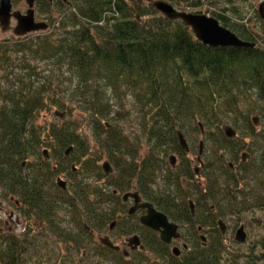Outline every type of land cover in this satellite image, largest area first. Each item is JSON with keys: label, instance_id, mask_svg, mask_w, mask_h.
<instances>
[{"label": "trees", "instance_id": "16d2710c", "mask_svg": "<svg viewBox=\"0 0 264 264\" xmlns=\"http://www.w3.org/2000/svg\"><path fill=\"white\" fill-rule=\"evenodd\" d=\"M54 1L59 8L68 6L58 17L49 12L51 2L38 0L43 11L50 14L52 29L0 39V182L12 181L11 192L26 203L31 216L45 214L53 209L52 203L60 210L63 201L59 196L52 202L35 181L54 178L55 172L69 169L75 181L71 207L78 228L70 242L75 247L95 243L93 250L98 256L110 261L109 256L117 257L113 264H139L94 241L92 231L99 228L94 207L101 193L87 180V174L95 172L111 184L130 179L140 168L131 158L134 133L153 139L155 147H172L179 130H197L200 124L223 133L220 125L227 116L235 122L243 117L248 131L254 132V118L249 120L248 115L258 109L264 118V24L253 29L249 23L233 22L214 10L211 16L255 46L211 47L198 40L182 20L164 16L153 5L156 0ZM164 1L180 10L197 8L202 2ZM128 96L135 100L139 113L134 133H127L116 122L119 116H126L122 104ZM52 110L62 115L88 112L96 151L91 153L88 137L72 127H78L75 121L53 122L47 127L37 122L41 112ZM165 139L167 143L162 142ZM261 139L264 141V136ZM45 144L52 149L49 159L40 150ZM104 149L108 157H117L118 178L106 176L100 169L97 161ZM31 155H38L43 165L24 176L20 168L24 161L30 163ZM261 159L263 168L264 153ZM143 167L145 170L146 165ZM110 195L117 196L114 192ZM227 198L229 208L248 205L247 200ZM167 203L187 215L186 202L176 203L169 197ZM84 211L90 212L88 224ZM108 218L106 214L105 220ZM19 241H11L4 257L0 256V264H26L22 258L30 251L29 244ZM150 247L163 258L170 257L169 264H222L221 252L214 249L193 247L178 257L156 237Z\"/></svg>", "mask_w": 264, "mask_h": 264}, {"label": "flooded vegetation", "instance_id": "af4514ba", "mask_svg": "<svg viewBox=\"0 0 264 264\" xmlns=\"http://www.w3.org/2000/svg\"><path fill=\"white\" fill-rule=\"evenodd\" d=\"M12 21H16V19H12ZM257 123L258 120L255 121V125ZM226 127L234 129L235 134L229 136ZM200 128H203L202 124H200ZM180 131L187 142V149L181 143ZM190 131L179 130L174 140L175 144L172 147H155L153 146V139H150L148 155L140 161L138 159L135 161L136 168L139 164L140 168L130 179L116 180L115 183L111 184V181L106 178V186L105 184L98 186L95 183L101 196L99 203L94 207L95 212L99 215V220H97L99 228L93 229L92 232L94 234L96 231L102 230L103 233L94 241L102 244L104 248L120 252L128 258L142 252L144 247H150L156 237L165 245L166 249L171 250L174 255V251H178L177 256H180L184 251L196 247L186 240V233H190L188 232L190 229L191 235L195 234V237L197 235L196 239L200 243L197 249H220L222 247L225 236L231 229L222 214L226 212L238 213L241 210L227 207L229 202L227 195L232 196L234 199L249 201V192L245 190L247 186L241 184L249 176L253 179L256 177L260 179L259 176L264 172V167L262 168L261 165V155L264 153V141L261 138L264 134L248 131L252 139L250 142H245L247 137L242 133H238L232 125L227 124L223 133L207 131L210 138L214 140V148L208 152L205 140L200 138L197 147V132L196 130ZM198 133L202 136L205 131L201 129V132ZM241 137L243 140H241ZM162 142L167 143L168 141L165 139ZM34 156L39 157L38 155ZM48 157H51L50 151ZM48 157H45V159H49ZM116 158L109 156L105 159L110 161L111 164L113 162L116 166L114 168L112 164V171L109 175L120 172L118 164H116L118 163ZM37 160L35 162L29 160L30 163L24 161L20 168L21 174L29 176L32 168L41 169L43 165L41 159ZM143 164L146 165L145 170ZM54 167L56 168V166ZM71 172L69 169L66 173L57 174L55 172L54 178L35 181L40 192H44L46 196H49L52 202L59 199L60 196L61 202L66 201L67 203L62 202L60 210H56L54 203H52V210L46 211L45 214L40 212L34 216H31L32 211L25 205L26 203L11 192L9 184L12 181L0 182V189H2L3 194L8 195L11 203L9 206H13L8 208L10 219L7 220L6 224L10 220L13 221L16 214V222L19 226L17 235L15 234L17 229H12L10 226L7 230L5 229L6 231L0 232V256L3 255L4 257V253L8 251L12 240L19 241V239H23L26 245L29 244L30 251H34V249H31L32 245L36 244L38 240L48 237L52 232H58L66 238V241L73 240L70 221L75 224L71 207V200L75 198V181L66 177L71 176ZM60 179L64 181V185H60ZM127 185L130 187L126 190L120 188ZM241 186L244 188H241ZM111 191L117 196L110 195L108 197V193H112ZM88 192H86V196L91 202ZM91 197L95 199L94 195ZM169 197L176 203L186 202L187 215L184 211L169 206L167 203ZM155 211L164 214L170 223L177 224L178 231H180L179 237L172 238L171 241H165L162 239L161 232L164 227H160L158 230L144 223L143 218H146L150 212L154 213ZM62 214L66 217L65 219ZM106 214L109 216L108 221L105 220ZM88 217H90V212L84 211L86 224H88ZM241 227H244L245 241H247V225L244 223L235 226L231 231L234 241L238 243L245 242L237 239L238 230ZM211 231L215 234L208 236L207 233ZM12 234L15 236L11 237ZM116 234L117 238L124 235L121 243L116 242ZM112 245L118 246L119 249L114 248ZM180 245H182V248H180ZM33 256L31 254V258ZM24 258L22 260L26 264L36 263V259H27L25 254Z\"/></svg>", "mask_w": 264, "mask_h": 264}, {"label": "rangeland", "instance_id": "374dc122", "mask_svg": "<svg viewBox=\"0 0 264 264\" xmlns=\"http://www.w3.org/2000/svg\"><path fill=\"white\" fill-rule=\"evenodd\" d=\"M70 3L74 2L75 0H69ZM143 3H147L148 0H138ZM13 7L15 10H22L26 12L28 9V4L26 0H12ZM264 3V0H202L201 5L197 8H188L185 11L194 12V13H203L212 15V11L216 10L218 12H221L224 16L228 17L233 22L237 23H249L250 26L253 29H261L262 25L264 24L263 18L261 17L259 13V7L260 5ZM59 4L57 1H54L51 4V7L49 8V12L53 13V16H59L60 12L61 14L65 13V10L68 9V6H65L63 8H59ZM36 18L39 21H47L49 23V29H52L53 25L51 24V18L50 14L47 12H44L42 7L39 6L38 2L36 3ZM244 20V21H243ZM12 25H16V21H12ZM14 32L12 29L4 30L0 26V39L10 38L13 37ZM115 100V99H114ZM114 100H112L114 102ZM116 105L119 107V104L116 103ZM126 110V116L124 114L122 116H119V119L116 120L117 125L124 129L127 133L135 131V129L138 127V117L139 113L137 104L135 100H133L132 97L128 96L124 100L122 104ZM258 106V104H255ZM76 117H79L76 119ZM82 117V118H81ZM249 120H252L253 118H257L258 123L254 125L256 132H261L262 128H264V118L261 115L260 111L258 109L253 110L248 115ZM146 121L148 117L145 118ZM64 121L70 122V124H74L73 122L77 123L78 127L72 126L74 129L78 130V132L86 138L88 137L90 141V152H95L96 149H94L97 146V140L95 134H93L92 130V120L89 116L88 112H79V111H73L68 114L62 115L61 113H57L55 110L52 111H43L41 112L37 122L40 123L43 127H47L48 124H51L53 122L55 123H61ZM77 121V122H76ZM252 122V121H250ZM253 123V122H252ZM227 124L232 125L238 133L244 134L247 138L245 139V142H250L252 139L251 134L248 133L249 125L247 124L246 120L243 119V117H240L237 119V122H235L230 116H227L225 118L224 123L220 125V128L224 130V126ZM144 127V126H140ZM208 126H203V128H200L196 130L197 132V141L196 146L198 147L199 139L202 138L206 142V149L208 152H210L214 147V140L210 138V136L207 134ZM201 129H204L205 133L204 135H200L198 132H201ZM191 132V131H189ZM134 133V132H133ZM132 133V134H133ZM135 138L133 139V152H132V162L135 163V161L138 159L139 161L142 158H146L148 155L149 150V142L150 139L148 136L139 135L138 133H134ZM241 136V134H240ZM241 140L242 137H241ZM53 140L49 139V142ZM154 143V141H152ZM152 142L150 143L152 145ZM46 148V144L41 147V151H43ZM52 154V149L47 147ZM95 154V153H94ZM107 151L104 149L102 153V158L97 161L100 169L103 173L102 169V163L105 161V159L108 158ZM126 154V152H125ZM89 153L86 154L84 159H88ZM31 161L35 162L37 161V156H31ZM112 162V161H111ZM114 168H116L115 164L112 162ZM66 173V172H64ZM67 175V174H66ZM87 177L89 181L93 183H97V185H104L107 184V179L105 177H99L95 172L87 174ZM114 178L117 176V172L113 173ZM67 178H72L71 176H66ZM261 177L258 179L257 177L253 179V177L249 176L246 181H243L241 185L247 186L245 190L249 192V203L248 205L238 211V213H229L226 212L222 214L224 216V219L227 221L228 225L231 227L230 232L225 236V240L223 241L222 247L220 249H214L216 251L221 252V263L222 264H264V172L261 173L259 176ZM263 179V181H262ZM1 188V187H0ZM107 188V187H106ZM241 188H244L241 186ZM108 189V188H107ZM251 196V197H250ZM11 203L9 202L8 195H4L2 189H0V232L7 230L8 227L12 229H17L15 231V234L18 233V223L17 221V215L13 217V221L10 220L8 224H6L7 220L10 219V216L8 213L9 206ZM16 212V210H15ZM62 217L65 219L66 217L62 214ZM70 221V220H69ZM71 222V233L72 236H74L77 232L76 224H72ZM244 223L247 225V232H248V238L247 241L243 243L235 242L233 239V236L231 234L232 229L235 226H238L239 224ZM189 228V227H188ZM5 230V231H6ZM102 231V230H101ZM96 231L94 233L95 238H98L103 232ZM187 234V239L190 241L193 245L197 248V246L200 244L195 234L191 235V230L189 229ZM212 231L207 233L208 236H212ZM15 236L14 234L11 235ZM3 237V236H2ZM17 237V236H16ZM117 238V234H116ZM124 239V235L122 237H119L116 239L117 243H121V240ZM94 243H88L86 242L85 247L83 245H79V247H75L73 242L66 241V238L59 234L58 232H52L48 237H44L41 240H38L36 244L32 245L31 249H34V251H30L29 253L25 254L27 259L31 258V254L34 256L30 259H36V263L39 264H96V263H102L106 262V264H113L111 261H114L117 257L115 256H109L111 258V261L107 259H104L98 255L99 253H96L95 250H93ZM180 248H182V245H180ZM193 249V247L191 248ZM184 251L183 254L181 253L180 256L185 255ZM141 257V260L136 259L135 257ZM129 261H137L139 264H169L170 263V257L163 258L159 251H157L155 248L151 249V247H144V250L142 252H138L134 256L126 258ZM33 263V264H36Z\"/></svg>", "mask_w": 264, "mask_h": 264}, {"label": "water", "instance_id": "95a60500", "mask_svg": "<svg viewBox=\"0 0 264 264\" xmlns=\"http://www.w3.org/2000/svg\"><path fill=\"white\" fill-rule=\"evenodd\" d=\"M28 4V9L25 13L20 10L13 9L12 0H1L0 2V26L4 30L12 28V19L17 20V24L13 27L14 34L18 36H25L32 32H38L41 30H46L49 27V24L46 21H37L35 4L37 0H26ZM52 2L53 0H49ZM67 1V0H63ZM153 5L167 18L171 20H182L185 22L194 32L196 38L203 42L205 45L211 47H245L252 48L255 46L254 43L243 40L235 32L230 30L221 24V22L213 16L203 14V13H194L185 10H180L174 5L164 1L156 0L153 1ZM260 14L264 19V3L259 7ZM257 121V118H255ZM227 134L233 136L235 130L231 127H226ZM179 137L184 148H188L187 142L184 139L183 133L179 132ZM71 149L67 150L69 154ZM44 154L47 156V150L44 151ZM103 168L106 173L112 171V166L110 162L106 161L103 164ZM60 185H64L63 180H59ZM144 223L147 225L153 226L158 229L164 227L162 230V239L165 241H171L172 238L180 236L178 231V226L175 223H170L167 217L159 212H150V214L143 218ZM237 239L241 242L245 241L246 233L244 227H241L238 230ZM113 246V245H112ZM116 249H119L118 246H113ZM178 254V251H175Z\"/></svg>", "mask_w": 264, "mask_h": 264}, {"label": "bare ground", "instance_id": "6f19581e", "mask_svg": "<svg viewBox=\"0 0 264 264\" xmlns=\"http://www.w3.org/2000/svg\"><path fill=\"white\" fill-rule=\"evenodd\" d=\"M64 3H68V0L67 1H63ZM254 123H255V120H254Z\"/></svg>", "mask_w": 264, "mask_h": 264}]
</instances>
